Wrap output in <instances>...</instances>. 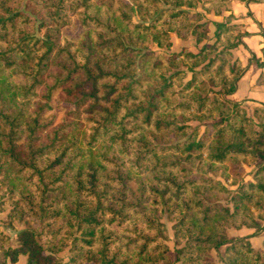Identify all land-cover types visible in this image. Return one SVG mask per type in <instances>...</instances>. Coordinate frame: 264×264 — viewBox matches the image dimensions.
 I'll use <instances>...</instances> for the list:
<instances>
[{"label": "trees", "instance_id": "obj_1", "mask_svg": "<svg viewBox=\"0 0 264 264\" xmlns=\"http://www.w3.org/2000/svg\"><path fill=\"white\" fill-rule=\"evenodd\" d=\"M222 3L0 0V188L16 196L20 218L41 225L16 230L13 247L0 233V258L20 253L24 264H48L67 246L66 264H213V249L222 264H264V238L255 249L227 233L257 231L264 218V106L248 115L226 98L244 70L231 54L239 34L215 24L214 41L186 53L205 62L189 67L185 81L179 54L168 50L165 63L139 47L150 37L169 48L171 31L201 42L203 13ZM197 6L203 13L188 11ZM133 7L138 20L129 27ZM76 11L82 44L61 35ZM261 53L251 57L255 67H264ZM42 84L44 102L35 100ZM59 88L70 97L69 116L46 132L48 100ZM199 117L211 119L200 134L186 123ZM168 131L176 136L166 141L160 134ZM193 163L221 179L188 174ZM162 212L173 222L171 250ZM64 226L79 233L62 236Z\"/></svg>", "mask_w": 264, "mask_h": 264}, {"label": "rangeland", "instance_id": "obj_2", "mask_svg": "<svg viewBox=\"0 0 264 264\" xmlns=\"http://www.w3.org/2000/svg\"><path fill=\"white\" fill-rule=\"evenodd\" d=\"M25 0H22L24 2ZM124 2H130V0H123ZM189 12H194V11H199L202 12L200 7L197 6L196 8H190L188 9ZM203 13V12H202ZM70 16V22L66 26H64L61 29V35L74 42H78L79 44H82L84 42L83 38V28L81 27L80 24V19L78 16L77 11L76 12H69ZM138 20V15L136 11L134 10L133 7V12L130 15V19L128 22L129 27L132 26L133 23H135ZM202 20H208L205 17V14L203 13V17L200 19ZM43 30H37L36 34L41 35ZM232 33H237L234 29H232ZM1 35V34H0ZM168 39L171 43V46L169 48H166V46H158L155 42L151 40L150 37L147 38V40L144 42V45L139 47L141 50L148 52L149 55L152 57H156L159 60H162L163 62L166 63V59L168 57V50L174 51L175 54H179V58L177 64L175 65L176 68H179L184 71V76L182 78V81H185L191 77L190 71H188L189 67H194V69H198L201 67V65L205 61H198L196 62V59L188 58L186 56V53H196L202 43H212L214 41V32L211 34V31L208 28L207 31V37L203 39L201 42H195L194 38L192 35H187L185 38H179L175 32L171 31L168 32ZM232 54V52H231ZM234 55V54H233ZM232 55V56H233ZM234 58V57H233ZM50 72L56 71L55 66H50L49 68ZM52 79L49 76H45L43 79L44 84H50ZM44 85H39L36 88V97L35 100H39L41 102H44V98L42 97L44 92H45V87ZM178 88V86L176 87ZM218 87H213L212 90H217ZM209 95H212L209 93ZM70 99V97L67 96L66 92L59 88L51 93L50 99L48 100L49 104V109L45 112L44 116L46 118L51 117L52 118V124L46 129V132H49L50 129L60 123V120L63 115H67V109L70 107L68 103H65L63 100ZM246 110V114L252 115L253 113V107L258 106L261 107V105H249L245 103H241ZM34 107V105H32ZM211 119H207L204 117H199V118H191L186 121L187 124L190 125V127H196L198 129L199 134L202 133L205 130H208L210 128V121ZM213 120V119H212ZM164 140L169 141L173 139L176 135L174 132L171 133V131L168 132H162L160 134ZM44 137L42 138V140ZM4 160V157H0V162ZM189 167V168H188ZM188 174H203L202 176H208L212 178H218V174H212L210 172H203L200 170L197 166L193 164H190L188 166ZM241 174L243 181H250L248 177H251V172H252V166L251 164L248 163V161L241 162ZM3 173L0 172V178ZM226 184L229 186V182H226ZM230 187H234V185H231ZM16 201V196H13L10 194L4 187L0 188V233L5 237L6 239V246L13 247L15 246V235H16V230L21 228H30L34 230H39L40 224H38L35 220H30L27 219L26 217L20 218L17 213H15V207L13 206V202ZM19 205H23L21 201L18 202ZM10 213L8 216L7 214ZM160 222H162L165 225V228L168 232V239H165L164 242L168 246V248L171 250L173 248V237H172V224L173 222L167 217L165 212H162L159 217ZM59 222V221H57ZM258 222L261 224V220H258ZM57 226V225H55ZM74 227L69 228L68 226H64L61 229V235L70 238L66 232L69 233L71 232L70 236L73 234H78V231H75L73 229ZM5 230L7 232V235L2 233ZM227 230L231 233L233 232L232 228H227ZM227 231V232H228ZM256 231V230H255ZM254 233L253 231L251 234ZM231 237H234L232 235ZM259 236H249L247 238H250V245L255 247L256 239ZM56 247V243H55ZM46 252V251H45ZM47 253V252H46ZM209 256L211 257L213 264H222L221 261L219 260L218 254L216 253L215 250H210L209 251ZM52 260L48 264H66L68 261V258H70V252L67 250V246L63 247L62 249H57L54 250L52 253H50Z\"/></svg>", "mask_w": 264, "mask_h": 264}, {"label": "crops", "instance_id": "obj_3", "mask_svg": "<svg viewBox=\"0 0 264 264\" xmlns=\"http://www.w3.org/2000/svg\"><path fill=\"white\" fill-rule=\"evenodd\" d=\"M218 13L211 9L204 12L208 19V28L213 34L215 24L225 26L232 25L239 34L238 45L231 49L233 57L244 68L241 76L235 81L234 89L226 95V98L249 105L264 106V81H259L260 74H264V67H255L251 57H261V48L264 47V0H222ZM249 180L252 178L249 176ZM233 232L228 235L233 238L259 236L256 239L255 249L262 247L264 238V218L261 220V228L255 231L251 227L232 228ZM1 231V230H0ZM254 232L251 234V232ZM7 235L5 230L2 232ZM250 241V238H247ZM25 255L17 254L11 260L8 256L0 258V264H24Z\"/></svg>", "mask_w": 264, "mask_h": 264}]
</instances>
